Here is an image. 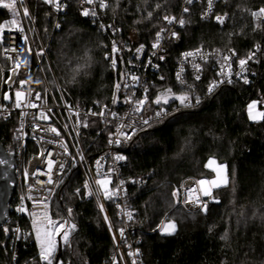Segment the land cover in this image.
Listing matches in <instances>:
<instances>
[{
	"label": "trees",
	"instance_id": "16d2710c",
	"mask_svg": "<svg viewBox=\"0 0 264 264\" xmlns=\"http://www.w3.org/2000/svg\"><path fill=\"white\" fill-rule=\"evenodd\" d=\"M30 3L47 38L52 24L50 9L43 0ZM180 6L181 0H110L106 20L134 45L149 43L167 25L165 16L180 17ZM260 8H264V0H226L216 12L226 18L222 26L213 20L202 21L201 6L191 9L182 44L167 57L163 68L166 81L158 86L152 103L160 89L171 87L182 93L173 75L178 55L184 51L199 47L234 50L244 57L259 45L262 56L256 75L249 85H228L206 94L208 75L196 84L201 94L199 105L192 96L191 107L170 106L168 117L142 129L125 150L126 177L145 180L129 188L128 198L135 211L133 227L142 239L145 264H264V119L251 122L246 113L252 100L264 98V20L252 15ZM7 16L8 12L0 10V22ZM108 42V36L84 19L77 3L72 2L52 39L49 57L61 87L81 107L95 103L110 106L116 97L119 71L106 59ZM84 123L88 126L83 129V143L94 159L107 150L112 130L96 121ZM17 128V115L0 120L4 147L14 148ZM212 157L227 165V186L214 190L219 203L196 213L175 206L174 188L188 177H210L205 165ZM24 197L25 192L17 188L11 208ZM55 200L64 219L76 225L70 243L63 245V261L104 264L112 253V241L79 168L63 178ZM107 205L117 223L115 204L107 200ZM164 219L175 221L174 235L159 232ZM17 224L24 232L31 231L26 217L15 219ZM11 227L0 228V264L41 263L32 236L21 238L12 250ZM225 232L228 239L221 240Z\"/></svg>",
	"mask_w": 264,
	"mask_h": 264
},
{
	"label": "built area",
	"instance_id": "2783aa9c",
	"mask_svg": "<svg viewBox=\"0 0 264 264\" xmlns=\"http://www.w3.org/2000/svg\"><path fill=\"white\" fill-rule=\"evenodd\" d=\"M224 1L226 0H213V7L209 12L208 0H192L191 3H188L187 0H181L180 17L175 18L176 20L184 19L185 25L181 26L178 23L169 25L167 23L163 27L165 29L164 39L161 40L159 49L155 50L151 45L156 34L151 42L134 45L131 38L126 36L121 29L115 28L107 22L106 17L110 0H104L107 5L104 8L100 7L101 0H92V3H89L88 0H60L63 7L59 10L54 4H47L52 15L50 18L52 24L47 38L38 24L36 14L29 0H22V2L17 0L16 15H13L11 10L0 7V10L8 12V16L0 22V120L7 121L13 115L18 117L14 148L5 147V149L7 152L14 151L16 154L18 188L25 192L24 199L19 200V203L11 208L12 215L8 224L2 227L6 228L8 225H12L13 251L21 238L27 239L33 235L37 225L47 224L49 219L56 222L58 221L57 215L62 217L63 209L55 200V194L63 178L76 167L80 169L85 185H88L87 191L93 193L90 197L94 200L112 241V253L104 264H145L144 252L141 248L142 239L136 236L133 227L135 211L128 199L129 188L140 186L145 180L126 177L124 170L128 164V159L125 150L142 129L168 117L171 114L170 106L175 109L178 105H181L177 100L168 104L161 102L157 105L152 103V97L157 92L158 86L166 81L163 72L164 64L172 50L182 44L184 31L187 28L186 18L189 16L191 9L195 6H201L202 21L213 20L220 25L215 17L218 16L216 12L219 4ZM72 2L77 3L80 14L84 19L90 21L92 25L98 27L104 35L108 36L106 59L111 64L112 60L115 59V66L113 64L112 66L119 71L118 84L121 86L116 91V103H112L110 106L99 103L79 106L61 87L53 71L49 57L50 45L54 35L60 30ZM24 8L28 9L30 18L23 15ZM185 8L188 9L187 12L184 11ZM85 11L89 12L88 16L83 15ZM92 13H95V15ZM260 19L264 20V17H260ZM14 20L16 23H13ZM20 28L23 31H19ZM173 31L179 34L180 38L178 40L171 38V32ZM24 37H27L26 41L23 39ZM114 43L119 49L115 54L112 52ZM140 45H144V49L141 53H137L136 48ZM196 49L201 50L200 55L187 61L183 58V53ZM196 49L184 51L178 55L173 75L174 84L182 91L178 95L187 93L192 100V104L194 101L192 96H201L198 93L196 84H201L206 77L209 78L208 75H211V79L204 88V92L209 94L208 87L213 81L226 79L225 76L218 74L221 72L222 66L226 72L229 63L231 64L234 82L231 84L221 83L215 91L228 85H249L256 75L255 67L260 63L262 56L261 48L256 51V47H254L250 51L255 52V56L246 65L247 71L243 73V76H246L249 82L244 83L243 77L236 75L240 72L238 60L246 59L250 52L246 56L240 57L234 50L211 51L203 47ZM154 51L156 52L155 56H153ZM233 51L235 55H232ZM160 55H164L165 59L159 60ZM201 57H204V59H201ZM224 57H230V60L226 61ZM149 59H151V65H149ZM193 64H199L201 70L197 72L193 68ZM181 67L184 69L182 73L183 84L177 80V73L180 72ZM212 69H214V72H212ZM47 72H49L51 78L46 74ZM197 75L200 76L199 80L195 79ZM132 77H137L138 81L134 82ZM21 81L26 82L22 87ZM145 88L148 90L147 93H145ZM169 88L174 92L173 88L167 87L158 90V95ZM16 91H23L25 94V100L19 109L15 107ZM37 93L40 99H35ZM5 94L9 96V99H4ZM145 94H147L148 100L141 111H136V100L142 99ZM129 98H131L130 102ZM29 101L35 103L37 107H28ZM161 110H166L167 115L157 117L155 113ZM41 112L49 118L46 120L40 119L39 113ZM101 112L104 115H93V113ZM84 120L96 121L105 127H110L112 130L107 150L94 159L88 155L83 143V129L88 126L87 123H84ZM145 120H148L147 124L144 123ZM50 127L56 128L60 135L48 131L47 129ZM122 134H126L131 138L126 139L125 135ZM34 137L35 139H33ZM117 140L120 142L118 144L114 143ZM62 145H66L67 151ZM42 152L43 155H41ZM49 152L51 153L50 156L48 155ZM116 156H123L125 159L116 160ZM49 159L54 162L50 174L47 165ZM60 165H63L62 169ZM49 175H51V183L48 182ZM105 177L112 181L109 185L110 190H114L117 186H120V181H124L118 195L111 199L117 210V223L113 221L110 215L107 200L104 199L101 191L98 192L99 185L96 181ZM199 180L208 179L206 177H188L179 186L175 187L173 193L176 192L177 195L173 197L177 207L186 212L194 213L206 211L202 208L204 203L207 204L208 210L217 203L216 201H219L214 190H211V197L203 196L200 191L189 192L190 189L198 190L201 187L197 184ZM204 187H207V185ZM196 196L200 198L199 204L195 200ZM189 197L192 202L186 203V198ZM57 204L59 210H56ZM101 204L103 205V211L99 207ZM20 209H23V211ZM45 213L47 218H45ZM129 213L131 218H129ZM105 216L108 217L107 221L104 219ZM23 217H26L30 222V232H24L19 224L14 225L15 219ZM34 221H36L35 224ZM120 230H123V236H121ZM16 260L17 258L14 256L13 261L16 262Z\"/></svg>",
	"mask_w": 264,
	"mask_h": 264
},
{
	"label": "snow or ice",
	"instance_id": "6c2138e0",
	"mask_svg": "<svg viewBox=\"0 0 264 264\" xmlns=\"http://www.w3.org/2000/svg\"><path fill=\"white\" fill-rule=\"evenodd\" d=\"M21 2H22V0H21ZM88 2L92 3V0H88ZM187 2L191 3L192 0H187ZM44 3L54 4L55 7L57 8V10H59L60 8L63 7V5L60 3V0H44ZM16 5H17V0H7V2H6V0H0V7L4 8V9L11 10L13 12V15L17 14ZM106 6L107 5L104 3V0H101L100 7L104 8ZM212 7H213V0H208V11L209 12H211ZM184 11L187 12L188 9L185 8ZM92 14L95 15V13H92ZM23 15L30 18V14H29L27 8H24ZM83 15L88 16L89 12L85 11L83 13ZM148 15L150 17L151 13H149ZM252 15H253V17H258V18L264 17V8H260L257 12H253ZM163 19L165 21H167V23L169 25H171L173 23H178L181 26H184L186 23L184 19L176 20L175 17L165 16ZM215 19L220 25H223L224 21H225V16H219L218 15L215 17ZM13 23H16V21L14 20ZM18 30L23 31L22 28H20ZM164 32H165V29H163V28L156 32L155 40H154L153 44L151 45V47L154 50L159 49L161 40L164 39V35H163ZM171 38L178 40L180 37H179V34L177 32L173 31V32H171ZM23 39L26 41L27 37H24ZM143 49H144V45H140L138 48H136V52L141 53L143 51ZM259 50H260V46L256 45V51H259ZM117 51H119V49L117 48V46L114 43L113 47H112V52L115 54ZM200 52H201L200 49H196L194 51L185 52L182 55H183V58L187 61L192 57L200 55ZM155 55H156V52L154 51L153 56H155ZM232 55H235L234 51L232 52ZM254 56H255V52H250L246 59H239L238 60L240 72L236 73V75L242 76L244 83H248L249 81H248L246 76H243V73L247 71L246 65H247L248 61L252 60L254 58ZM158 59L164 60L165 57H164V55H160L158 57ZM201 59H204V57H201ZM224 59L227 61V60H230V57H224ZM115 63H116V61H115V59H113L112 60L113 66H115ZM149 65H151V59H149ZM156 66H158V65H156ZM193 68L197 72H199L201 70L199 64H193ZM183 71H184V69H183V67H181L180 72L177 73V80L180 81L182 84L184 83V80L182 77ZM218 75L225 76L226 79L220 80V81H213L208 87V93L209 94H212L215 91V89L219 86V84H221V83L231 84L234 82L232 79L233 73L231 71V64L230 63L227 66V71L225 72L224 67L222 66L221 72ZM161 79H163V77H161ZM195 79L199 80L200 76L197 75L195 77ZM132 80L134 82H136V81H138V78L132 77ZM25 83H26L25 81H21L20 82L21 87ZM120 87L121 86L119 84L116 85L117 89H119ZM125 87H127V85H125ZM147 91H148L147 88H145V93H147ZM15 97H16L15 107L19 109L22 107V104L25 100V94L23 91H16ZM170 97H171V99L178 100L180 102V104L183 105L184 107H191L192 106V100L187 93H184L182 95L177 96V95L172 93V90L170 88L166 89L165 92L157 95V97L155 98V100L153 102L156 103L157 105L161 104V102H163L164 104H168ZM4 99L5 100L9 99V96L7 94H5ZM35 99H40V96L38 93L36 94ZM147 100H148L147 94H145V96L142 99H137L135 102L136 103V111H141L143 108V105L145 104V102ZM130 101H131V98H129V102ZM200 102H201L200 97H195V103L197 105H199ZM113 103H116L115 97L113 98ZM27 106L31 107V108L37 107V105L35 103L30 102V101L28 102ZM256 107H257V101H253L252 103H250L247 106V112H248L249 119L253 120V121H256L259 119H264V112H257ZM22 114L27 115L26 113H22ZM93 115H101L102 116V115H104V113L103 112L93 113ZM113 115H115V113H113ZM155 115L157 117L166 116L167 112H166V110H161V111H157L155 113ZM39 118L46 120L49 117L45 113L41 112V113H39ZM144 123L147 124L148 120H145ZM85 126H87V125L85 124ZM47 130L55 133L56 135H60L59 131L54 127H50ZM122 135H125L126 139L131 138L130 136H128L126 134H122ZM33 139H35V137ZM110 142H112V141H110ZM119 142L120 141H118V140L114 141V143H117V144ZM49 143H51V141H49ZM62 146L65 147V151H67L66 145H62ZM41 155H43V152L41 153ZM48 155L50 156L51 153L49 152ZM115 159L116 160H123V159H125V157L116 156ZM4 163H7V161L0 159V164H4ZM47 165H48V172L50 174L52 171V168L54 166V162L51 159H49L47 161ZM214 165H215V167H213ZM60 167L62 169L63 165H60ZM205 167L212 169L216 173L217 178L213 179V180H199V181H197V184L200 185L201 187L198 190L197 189H190L189 192L191 193V192H195V191H200L203 196L211 197L212 196L211 190L213 188H220L222 186H227V183H228L227 176H226L227 165L217 164L216 159L214 157H212V158H209L208 163L205 165ZM25 174L27 175V173H25ZM48 182L49 183L52 182L51 175H49ZM96 183H97V185H99L98 192L102 191L104 199L111 200V199H113L114 196L118 195V193L120 192V190L122 188L124 181H120V186H117L114 190L109 189V185L112 183V181L107 177H105L104 179H101V180H97ZM205 185H207V187H204ZM87 187H88V185L86 184L85 188H87ZM88 195L92 196L93 193L91 191H89ZM176 195H177V193L174 192L173 196H176ZM195 200L198 204L200 203L199 196H196ZM185 202L190 203V202H192V199L190 197L186 198ZM216 202L219 203V201H216ZM99 207H100V210L103 211V205L101 204V205H99ZM202 208H203V210H207V204L204 203L202 205ZM20 210L23 211V209H20ZM68 214H69V216H71V214H72L71 209H68ZM45 218H47L46 213H45ZM129 218H131L130 213H129ZM104 219L107 221L108 217L105 216ZM35 223H36V221H34V224ZM66 224H68V221H64L63 223L56 224L55 222H53L49 219V220H47V226H40V225L36 226L35 237H36V240H37V242L39 244V248H40V258H41V260L45 261L46 264H52L54 254L57 251V244L53 239L54 235L60 234L64 244L70 243V236H71V233L76 230V225L74 223L69 224L68 227L65 228ZM159 230L164 235H174L177 231V225H176L175 221H168V222L162 221L161 225L159 226ZM5 231H7V229H5ZM120 234H121V236H123V234H124L123 230H120ZM220 239L221 240H227L228 239V233L225 232L224 235H222L220 237Z\"/></svg>",
	"mask_w": 264,
	"mask_h": 264
},
{
	"label": "water",
	"instance_id": "95a60500",
	"mask_svg": "<svg viewBox=\"0 0 264 264\" xmlns=\"http://www.w3.org/2000/svg\"><path fill=\"white\" fill-rule=\"evenodd\" d=\"M0 159L7 163L0 164V228L5 227L12 215L11 201L13 194L18 188L16 175L17 161L14 151L7 152L5 147L0 143ZM7 233L8 230L6 231ZM63 244L61 236L58 237V253L56 254L53 264H66L62 259ZM36 264H43L36 263Z\"/></svg>",
	"mask_w": 264,
	"mask_h": 264
},
{
	"label": "rangeland",
	"instance_id": "374dc122",
	"mask_svg": "<svg viewBox=\"0 0 264 264\" xmlns=\"http://www.w3.org/2000/svg\"><path fill=\"white\" fill-rule=\"evenodd\" d=\"M30 1V0H29ZM6 2H7V0H6ZM48 76H49V78H51V76H50V74H49V72H47L46 73ZM173 94H175V95H177V96H179L177 93H175V92H172ZM171 101H176V100H174V99H171V97L169 98V102H171ZM178 101V100H177ZM253 101H257V107H256V111L257 112H264V98L263 99H255V100H252L250 103H252ZM249 103V104H250ZM248 104V105H249ZM246 113H247V116H248V112H247V109H246ZM249 118V117H248ZM250 120V119H249ZM263 119H259V120H256V121H253V120H250L251 122H260V121H262ZM217 161V160H216ZM217 164H223V163H220L219 161H217ZM223 165H225V164H223ZM213 167H215V165L213 166ZM210 169V168H209ZM210 171H211V175H210V177H208L207 179L208 180H213V179H216L217 177H216V173L212 170V169H210ZM226 176H227V169H226ZM98 180H101V179H98ZM227 180H228V177H227ZM228 184V183H227ZM222 187H225V186H222ZM222 187H220V188H222ZM220 188H213L212 190H218V189H220ZM109 189H110V186H109ZM174 190H175V188H174ZM173 190V191H174ZM102 192V191H101ZM103 194V193H102ZM24 199V198H23ZM174 205L176 206V204H175V200H174ZM56 210H59V208H58V204H57V206H56ZM185 211V210H184ZM194 213H196V212H194ZM57 217V220L58 221H56L55 223L56 224H59V223H63L64 221H67L66 219H64V216L62 215V217H61V215H57L56 216ZM168 221H173V220H171V219H164L163 220V222H168ZM69 224H72V222L70 223L69 221H68V224H66L65 225V228H67L68 227V225ZM40 226H47V224H39ZM160 225H161V223H160ZM159 225V226H160ZM158 230H159V227H158ZM63 231V230H62ZM159 232H160V230H159ZM161 233V232H160ZM162 234V233H161ZM164 235V234H163ZM59 236H61L60 234H56V235H54L53 236V239H54V241L56 242V244H57V251H56V253L58 252V237ZM32 237L34 238V240L36 241V243L38 244V242H37V240H36V237H35V232L33 231V235H32ZM61 242H62V244L64 245V243H63V241H62V237H61ZM38 248H39V244H38ZM39 253H40V248H39ZM56 253L54 254V258H55V256H56ZM54 258H53V260H52V264H53V261H54ZM41 259V258H40ZM41 262L43 263V264H46V262L45 261H43V260H41Z\"/></svg>",
	"mask_w": 264,
	"mask_h": 264
},
{
	"label": "flooded vegetation",
	"instance_id": "af4514ba",
	"mask_svg": "<svg viewBox=\"0 0 264 264\" xmlns=\"http://www.w3.org/2000/svg\"><path fill=\"white\" fill-rule=\"evenodd\" d=\"M57 253H58V252H57ZM57 253H56V254H57Z\"/></svg>",
	"mask_w": 264,
	"mask_h": 264
}]
</instances>
